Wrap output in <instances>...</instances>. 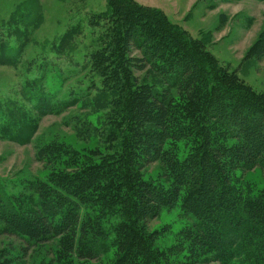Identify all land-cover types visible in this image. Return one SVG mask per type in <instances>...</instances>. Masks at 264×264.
Wrapping results in <instances>:
<instances>
[{
	"label": "rangeland",
	"instance_id": "obj_1",
	"mask_svg": "<svg viewBox=\"0 0 264 264\" xmlns=\"http://www.w3.org/2000/svg\"><path fill=\"white\" fill-rule=\"evenodd\" d=\"M128 1L160 11L166 25L123 15L124 7L113 0H0L1 194L17 203L28 197L39 201L43 195L39 190H46L45 194L61 185L70 188L69 178L83 168L96 165L104 172L112 169L111 164L118 166L132 125L124 102L127 89L131 99L146 86L153 97L172 104L183 102L182 91L168 88L163 79L170 74L158 76L142 61L148 46L137 50L126 41L129 25L154 34L169 30L178 41L187 42L198 60L201 57L208 64L209 69L202 62L208 70L199 73L207 87L211 76L218 77L249 88L264 101V0ZM153 62L162 60L155 57ZM152 125L146 122L144 130ZM226 142L230 145L233 139ZM167 143L177 146L181 159L191 148V142L183 139ZM133 159L141 161L137 176L142 181L169 188V168L159 160ZM114 176H95L99 187L95 179L87 181L88 175L79 178L87 182L83 188L96 194L91 205L99 204L102 224L109 228L99 261L112 258L115 228L121 223L120 201L99 199V193L116 180ZM231 185L246 196L264 192V168L235 171ZM89 203L82 205L81 214L90 209ZM136 223L149 234L156 232L151 245L163 254L166 264H193L189 253L170 252L179 232L192 223L181 209V198ZM58 247L57 238L29 245L0 221V264H44L53 259Z\"/></svg>",
	"mask_w": 264,
	"mask_h": 264
},
{
	"label": "trees",
	"instance_id": "obj_2",
	"mask_svg": "<svg viewBox=\"0 0 264 264\" xmlns=\"http://www.w3.org/2000/svg\"><path fill=\"white\" fill-rule=\"evenodd\" d=\"M113 1L124 7L123 15L166 25L160 11L131 5L128 0ZM125 33L126 41L137 50L148 46L142 61L158 76L169 73L163 79L168 88L182 91L183 102L172 104L153 97L146 86L141 95L131 99L127 89L124 102L132 125L118 166L111 164L112 169L104 172L96 165L83 168L69 178L73 183L70 188L61 185L45 194L46 190H39V194L43 192L39 201L28 197L17 203L12 196L0 193V221L29 245L57 238L59 247L53 259L44 264H166L163 254L151 245L156 232L149 234L136 222L147 221L161 207L174 205L181 198V209L192 223L179 232L170 252L189 253L193 264H264V192L246 196L231 185L235 171L264 168V101L249 88L218 77L211 76L207 87L199 73L207 72L208 64L199 56L198 60L187 42L178 41L169 30L154 34L129 25ZM155 57L162 62L154 65ZM146 122L153 125L144 130ZM229 138L233 139L230 145L226 142ZM182 139L191 142V148L181 159L177 146L167 142ZM133 157L142 162L159 160L169 168V188L142 181L137 176L141 161L136 163ZM108 173H115L116 180L110 184L107 180L109 189L99 193V199L120 201L121 223L115 228L112 258L99 261L109 228L102 224L99 204L91 205L96 194L83 188L87 182L79 178L88 175L87 181L95 179L99 187L97 175ZM88 202L90 209L81 214L82 205Z\"/></svg>",
	"mask_w": 264,
	"mask_h": 264
}]
</instances>
